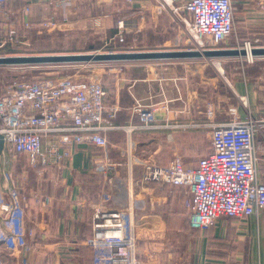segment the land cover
Masks as SVG:
<instances>
[{"label": "crops", "instance_id": "1", "mask_svg": "<svg viewBox=\"0 0 264 264\" xmlns=\"http://www.w3.org/2000/svg\"><path fill=\"white\" fill-rule=\"evenodd\" d=\"M157 1L28 0L31 9L26 12L25 1L6 0L0 8L1 37L15 30L20 34V45L55 29L85 28L91 22L106 26L107 17L120 12L124 26L120 21L110 26L108 37L119 32L124 36L155 32L164 37L159 47L180 49L168 44L185 38L184 24L170 9L158 11ZM233 1L235 31L214 48L240 49L245 39H251L256 47L264 46L263 0ZM5 45L11 44L0 47ZM196 46L189 48L209 49ZM94 48L91 44L84 50ZM144 61L104 70L105 104L120 106L114 119L117 127L107 131L106 149L82 143L72 145L73 158L59 166L33 169L22 164L30 169V173L25 170L32 174L30 179L26 174H13L8 166L23 155L4 151L2 186L4 190L20 186L25 224L35 233L28 237L25 249H2L7 264L29 260L36 264H92V248L86 239L92 234L95 209L127 208L130 204L135 206L141 254L148 242L159 250L174 247L170 232L181 231L187 237V251L193 255L190 264H264V209L246 218L221 217L207 229H195L183 186L141 180L143 165L150 160L168 164L179 153L186 165L195 164L209 148L203 149L201 133L210 135L213 121L248 115L264 118V55L256 56L253 62L241 61L240 56ZM140 104L156 107L151 126L140 120ZM210 107L215 112L211 118L207 115ZM255 135L258 176L264 181V124ZM105 150L115 164L108 175L93 170L95 160L104 157ZM45 195L51 198L50 209L43 207Z\"/></svg>", "mask_w": 264, "mask_h": 264}, {"label": "built area", "instance_id": "2", "mask_svg": "<svg viewBox=\"0 0 264 264\" xmlns=\"http://www.w3.org/2000/svg\"><path fill=\"white\" fill-rule=\"evenodd\" d=\"M21 1H25L24 11H30L28 0ZM5 2L0 0V8ZM157 3L158 11L170 9L181 19L199 48L215 47L235 31L233 0H158ZM261 9L264 13V0ZM119 25L124 26L123 19ZM125 40L119 32L111 36L110 43L122 44ZM7 42L21 43L20 34L12 30L2 38L0 30V46ZM240 47L247 51L241 61L253 62L254 42L245 39ZM106 96L100 76L76 75L41 76L24 84H10L0 94V135L4 141L0 152V264H7L2 258L4 247L9 251L25 249L28 237L35 234L25 224L26 211L19 202L20 186L6 190L2 186L4 151L27 157L36 168L59 166L71 160L72 145L86 143L106 149L107 131L117 127L114 119L120 110L118 104L106 105ZM137 112L143 124L151 126L156 107L140 104ZM214 114L210 107L207 115L211 118ZM262 124L264 118L251 115L244 119L235 116L227 122L213 121L210 146L195 164L186 165L179 153L168 164L150 160L143 165L141 180L183 186L187 193L185 204L195 229H207L221 217L246 218L259 212L264 209V181L258 176L255 133ZM103 155L95 160L93 170L108 175L115 164L106 150ZM43 203V207L51 208L49 195L44 196ZM134 211L132 204L127 208L98 206L95 209L92 234L86 239L92 248V264H181L172 259L141 261ZM25 264L36 263L29 260Z\"/></svg>", "mask_w": 264, "mask_h": 264}, {"label": "rangeland", "instance_id": "3", "mask_svg": "<svg viewBox=\"0 0 264 264\" xmlns=\"http://www.w3.org/2000/svg\"><path fill=\"white\" fill-rule=\"evenodd\" d=\"M119 18H122V13L119 12L107 17L106 26L100 25L98 23H88V25L83 27H74L67 28L64 30L55 29L50 32H43L39 37L33 36L30 42H26L20 45L10 43L11 45H5L0 47V55H41V54H56L58 52L62 53H74V52H108L110 50L114 51H141V50H158L163 49L161 44L163 43L164 37L161 35L156 36L155 32L148 36H139L135 33L126 34L127 37L124 43L122 44H111L110 37H108L109 27L113 26L115 23L118 25L120 21ZM186 31V30H185ZM187 33V32H186ZM161 34V33H160ZM185 38L176 40V42L170 41L168 45L171 47H181L189 48L195 47L197 44L196 39L189 35L185 34ZM176 39V38H175ZM91 44L95 45L94 49L84 50L86 47H90ZM17 45V46H14ZM146 45V46H145ZM148 45H153L155 47H148ZM197 47V46H196ZM144 60H108V61H91V62H75L68 63L66 65L62 64H7L0 65V94L4 93L8 85L24 84L27 81L33 80L35 78L46 76V75H55V76H64V75H76L77 77L89 78L93 76H100L103 80L108 69L112 68L115 65H121L128 63H142ZM156 60V61H160ZM103 82V81H102ZM202 136V146L203 149L209 147L211 136L206 132L201 133ZM9 154V151H8ZM23 158H17V161L14 163H9L10 169L13 174L17 175H29L26 173L25 168L22 164H28L29 167L32 165L29 164L27 157L22 156ZM29 173L31 172L28 169ZM34 171V170H33ZM32 174H30L29 179ZM28 178V177H27ZM22 183H25V179L22 178ZM54 180H56L54 178ZM25 189V186L23 187ZM27 192V190L25 189ZM170 238L176 243L172 248L159 250L155 244L148 242V247L144 254H141V248H143L139 242V255H141V261L147 263L148 260L157 259H172L176 260L181 264H190L193 260V255L190 251H187L186 240L187 237L183 232L172 231L170 232ZM138 237V236H137ZM148 252V253H147Z\"/></svg>", "mask_w": 264, "mask_h": 264}, {"label": "water", "instance_id": "4", "mask_svg": "<svg viewBox=\"0 0 264 264\" xmlns=\"http://www.w3.org/2000/svg\"><path fill=\"white\" fill-rule=\"evenodd\" d=\"M252 53L255 56L264 55V46L254 47ZM247 51L244 48H214L209 49H158V50H135V51H108V52H74L41 55H0V65L7 64H58V63H75L91 61H108V60H142V59H175V58H192V57H226L245 55ZM4 141L0 135V152L3 151ZM5 208V207H4Z\"/></svg>", "mask_w": 264, "mask_h": 264}, {"label": "bare ground", "instance_id": "5", "mask_svg": "<svg viewBox=\"0 0 264 264\" xmlns=\"http://www.w3.org/2000/svg\"><path fill=\"white\" fill-rule=\"evenodd\" d=\"M251 52H249V54H250Z\"/></svg>", "mask_w": 264, "mask_h": 264}]
</instances>
